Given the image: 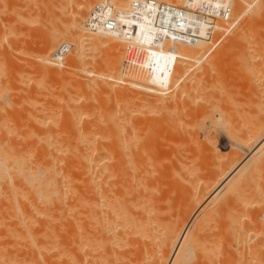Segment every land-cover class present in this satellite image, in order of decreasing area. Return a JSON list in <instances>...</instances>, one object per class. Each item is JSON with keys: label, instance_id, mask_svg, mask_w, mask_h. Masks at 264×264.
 <instances>
[{"label": "bare ground", "instance_id": "1", "mask_svg": "<svg viewBox=\"0 0 264 264\" xmlns=\"http://www.w3.org/2000/svg\"><path fill=\"white\" fill-rule=\"evenodd\" d=\"M2 1L0 9L4 3L16 5V0ZM57 1L64 19L57 13L59 3L52 8L59 14V23L66 20L64 30H57V24L62 25L55 21L57 32L51 31L48 22L56 15H49V9L48 30L43 28L46 35L50 30L42 43L44 53L33 55L46 65L34 64L31 68L42 78L38 82L35 75L30 79L40 83L64 73V77L70 74L69 78L70 70L71 82L60 80L62 86L77 81L83 87L79 90L89 89L85 81H78L86 75L94 81L90 86L100 82L101 91L113 86L117 101L121 98L127 104L122 107L121 103L122 111L116 105V111L98 112L102 99L98 98L103 97L99 92L95 99L99 109L90 103L86 106L91 109L85 105L83 109L81 97H72L69 86H65L67 95H63L64 89L54 99V95L42 96L43 91L33 97L37 89L34 93L27 88L25 93L33 92L29 100L40 98V94L42 99L28 102L24 98L29 95L22 89L18 94L23 100L14 97L17 94L12 97L10 89L17 83L10 75L18 60L16 54L9 56L2 43L19 39L13 38L21 33L17 28L30 19L20 16L29 15L26 8L32 5L25 7L27 13L17 0L23 7L17 9L27 13L20 11V16L16 8L5 5L7 8L0 10L1 17L6 15L4 20L8 17L9 33L13 34L4 38L0 30V264H257L254 255L264 253V202H260L264 184L259 181L264 174V55L253 50L258 49L254 33H258L257 13L264 0H232L233 26L216 44L157 43V29L135 23V18H123V22L136 24L133 42L144 51L141 66L132 71L124 68V38L102 30L92 32L86 25L97 4L109 2L124 14L131 0ZM158 1L176 4L181 0ZM41 8L46 11L47 6ZM243 23L246 28L237 33ZM233 31L234 41L228 40V47L233 44V49L238 48L239 65H232L236 64L233 58L231 63V59L225 62L227 68L234 67L233 71L230 68L231 81L234 76L241 79L235 80L241 84L233 82L236 86L229 84L230 77L228 83L226 76L222 77L227 68L217 62L223 63V56L230 54L219 51L227 48H222L227 43L223 40ZM25 38L27 45L22 39L15 41H22L27 49ZM64 44L72 48L66 57L72 65L52 61ZM22 49L15 51L25 55ZM92 50L106 52L101 57L106 71H97L99 56L95 53L91 58ZM256 57L262 64L261 59L254 64ZM22 62L16 65L23 69L26 65ZM8 68H12L11 74ZM225 81L228 85L223 83L224 88L221 83ZM97 85L92 88L96 92L100 91ZM41 86L38 91L45 87ZM58 91L56 88V95ZM91 103L96 105L94 99ZM214 248L221 250L219 257L211 254ZM236 255L245 262L234 258L223 262Z\"/></svg>", "mask_w": 264, "mask_h": 264}, {"label": "rangeland", "instance_id": "2", "mask_svg": "<svg viewBox=\"0 0 264 264\" xmlns=\"http://www.w3.org/2000/svg\"><path fill=\"white\" fill-rule=\"evenodd\" d=\"M3 1H4V2H7V0H3ZM3 1H2V3H4ZM20 1H21V3H22V6L24 7V10H25V7H30V5H32V6H31V7H32V10H31V7H30V8H26V9L28 10V12L30 11L29 13L27 12V10H25L29 15H30V13H33V15L31 14V17H30L29 15H27V16H25V15L20 16V15H19L21 12H22L23 14L26 13V12L24 13L23 10H20V11H21V12H20V11H19L20 8L17 9V7H21V9H23V7L21 6V3H19ZM31 1H33V0H29V2H30L31 4H30L28 1H27V3H28V4H27V3H25V2H26L25 0H23V1H22V0H19V2H17V0H16V2H17V3L15 2L16 5H14V3H12V4L14 5L13 7L11 6L12 4H11V5H9V4L6 5V3H4V4H3L4 6H3L2 8L4 9L6 6H8V8H9V7L12 8V9H15V8H16V10H17L18 12H17L16 10H15V11L18 13V15H19L21 18H23V20H25L26 18L28 19V17H29V18L31 19V21H33L32 24H31V23H30L31 21L29 22L30 19H28V21H26L27 23H22L23 25H25V27L22 25L23 28H21L20 26H19V27H20V28H19V27L17 26V27H18V28H17L18 31L20 30V32H21L20 35L18 34V32H15V30H16V27H15V26H14L15 30H14V32H13L14 34L17 33V34L19 35V36H17V35L15 34L16 36H14L13 38H15V37H19L20 40L22 39V40L24 41V40L26 39L25 37H27V39H28V46L32 49V51L28 52L27 50H31V49L28 48V47H27V49L24 48V47H26V45H27V42H26V41H24V42L26 43V45H25V43H22V41H21V42L19 41L20 43H19V42H16V41H17L16 39H18V38L14 39V42H12V41H10V40H7V41H6V39H5V42H4L5 44L2 43V44H3L2 47H3L4 49H5V47H6L8 53L10 52L9 56H10L11 54H12V55L16 54V57H17L16 59H17L19 62H22V59H25V60H23V62H22V63H24V65H26V66H25L26 68H25V67L23 68V69H25V71H26L25 74H26V75L28 74V76H29L30 74L32 75V76L30 75V76L28 77L29 79H30V77L33 78V76L35 75L34 78H36V80H35V79H33V80H35V81L38 82L39 80H37V79L42 78V76L38 75L37 72H36L35 70H33L31 67H33L34 64H36V63H39L40 66H41V64H42V68H44V66L46 65V64L44 65L42 61H40V62H42V63H40L39 61H37L38 59H36V58L34 57V56H38V55L41 56V54L44 53V52H43V45L45 44V42H46V38H48L47 36L49 35V31H50V30H49V31H48V35H46V33H47L46 31L48 30V28H47L46 26H48V24L50 25V27L52 26V28H50V29H51V31H53V32H55V31L57 32L58 28H60L59 30H64V29H63L64 27H63V25H62L63 21L60 22L62 26H60V25L57 24V26H56V27H57V30H55L56 27H53V26L56 24V23H54L55 21H57V23H59V21H60V20H57V19H58L57 16L60 14V12H62V9L59 8V7L62 8V6H61V4H60V3H61L60 1H57V0H56L57 2H55V0H34L33 2H31ZM38 1H39L40 3H39ZM41 1H42V2H41ZM51 1H52V2H51ZM262 1H263V0H262ZM23 2H24V4H23ZM59 2H60V3H59ZM179 2H181L180 4H182V2H184V1L181 0V1H179ZM179 2H177L176 4L179 5ZM32 3H33V4H32ZM38 3H39L40 5H38ZM54 3H59V4H60V5L57 4L58 8L60 9V10H58V12H57V10H56L55 8H52V6L55 7L54 5H56V4H54ZM25 4H27V6H26ZM42 4H43V5H42ZM263 4H264V3H262V6H263ZM1 5H2V4H1ZM5 5H6V6H5ZM18 5H19V6H18ZM41 5H42L43 7H46V6H47L48 11H47V8H46V11H47V12L45 11V8H41V7H42ZM45 5H46V6H45ZM33 6H34V8H33ZM57 6H56V8H57ZM262 6L260 7L261 9H260V10L258 11V13H257V14H259V16H261V18L258 16V21H257V26H256L257 30H256V28H255V32L257 33V31H258V33H257L258 35L254 33V35H256V36H255V38L253 37L254 39H257V38H258V41L256 40V42L254 41V43H256V44L258 43L259 45L257 44L258 49L253 50V51H254V53H255V51H258V50H259L258 52H256V54H257V53H260V51H261L260 54H262V56H263V55H264V54H263V53H264V51H263V50H264V15H263V14H264V11H262V10H264V7H263V9H262ZM38 7H39L40 11H38V10H39ZM2 8H1V9H2ZM6 8H7V7H6ZM36 8H37V9H36ZM1 9H0V10H1ZM34 9H35V10H34ZM42 9H43V10H42ZM49 9H50V11H51V13H50L49 15H51V14H52V15H56V12L59 13L58 15L53 16L55 19L52 18V20H51V21H52V25H51V21H49L51 17H50L49 20H48L50 23H49L48 21H47L48 24L46 23V19H48ZM90 10H91V9H90ZM35 11H36V12H35ZM59 11H60V12H59ZM261 11H262V14L260 15ZM34 12H35V13H34ZM37 12H39V14H40V13L43 14V12H44V17H46V18H44L42 14H40V15H41V16H40ZM45 12H46V15H47V16L45 15ZM27 13H26V14H27ZM62 13H63V12H62ZM88 13H89V12H88ZM88 13H87V15H88ZM233 13H234V12H233ZM0 14H1V13H0ZM36 14H37V15H36ZM34 15H35V16H34ZM52 15H51V16H52ZM3 16H6V15H3V14H2V17H1V15H0V30H2V34H3L4 38H6V35L9 34V37H10V36H12L13 34L9 33V32L11 31V29L9 28L10 25H9L8 20H7L8 17H7V19H6L7 21H6V20H4L5 18H4ZM23 16L25 17V19H24ZM36 16H40V18L38 17L40 20H39V19H36ZM62 16H63V18H60V19L63 20V19H64V14H60V15H59V17H62ZM262 16H263V17H262ZM32 17H33V18H32ZM247 17H249V14H248ZM247 17H246V18H247ZM43 18H44V20H43ZM2 19H3V20H2ZM260 19H261V20H260ZM38 20H39V21H38ZM42 20H43V22H42ZM3 21H5V22H3ZM35 21H36V22H35ZM37 21H38V22H37ZM23 22H24V21H23ZM65 22H66V20H65ZM65 22H64L63 24H65ZM258 22H259V23H258ZM38 23H39V24L42 23V24L39 25ZM60 23H59V24H60ZM261 23H262V24H261ZM45 24H47V25L45 26ZM35 25H36V26H35ZM42 25H43V26H42ZM258 25H259V26H258ZM260 25H261V26H260ZM5 26H7V29H6ZM27 26H28V27H27ZM29 26H31V27H29ZM33 26L35 27V29H36V27H37V29H38L37 32L39 33V35H43V36H40V37H39V36H33L34 33H36V35H37V32H35V29H34ZM45 27L47 28L46 31L43 29V28H45ZM241 27H242V28H240L241 31L238 30L237 33L243 32V30L246 28V27L244 26V23L241 25ZM12 28H13V27H12ZM32 28H33V30H32ZM37 29H36V30H37ZM52 29H54V30H52ZM259 30H260V32H259ZM31 31H32L33 34L31 33ZM39 31H40V32H39ZM24 32H25V33H24ZM26 32H27V33H26ZM28 32H29V33H28ZM23 33H24V35H23ZM30 34H31V37H30ZM231 34H232V33H230V36L227 35V38L223 40V43H224V42H227V43H226V44H222V45H223L222 48H224L225 45H226L227 48H226V49L224 48V50H227V51L225 52L224 50H222V48H221L220 50H222L223 52H222V51H219V52H221L220 54L223 53V55H224V53L226 54L227 52H228V54H229V53H230V54H229L228 56H226V55L223 56V55H222V56L224 57V59H223L224 62H223V63H222L221 57H219V53H218V57H217V58H218V60H221V61H217V58H216V61L218 62V65H222V64H223V67L226 66V67H224V68L222 67L223 69H226V68H227V64H226V62H228L229 59H231V60H230V63L232 62V58H233V62L236 63V64L233 63L232 65H239V61H238V59H237V58H238V54H239L238 48H237V49H233V44H231L232 47H228V46H229V41H228V40H230L231 42L234 41V38L232 37V36H234V34H235L234 31H233V34H232V35H231ZM34 35H35V34H34ZM44 35H45V36H44ZM28 36H29V37H28ZM32 36H33V37H32ZM251 36H252V35H251ZM23 37H24L25 39H24ZM44 37H45V38H44ZM38 38H39V39H38ZM231 38H232L233 40H231ZM8 39H9V38H8ZM19 39H18V40H19ZM248 39H249V38H248ZM15 40H16V41H15ZM31 40H33V41H31ZM39 40H41V41H39ZM43 40H45V41H43ZM251 40H253V39L251 38ZM259 40H261V44H262L263 46L260 45ZM8 42H9V43H8ZM11 42H12V43H15L16 46L13 45ZM34 42H35V43H34ZM231 42H230V43H231ZM16 43H17V44H16ZM18 43H19V44H18ZM21 43H22V46H20ZM30 43H31V44L33 43V44L31 45ZM36 43H37V44H36ZM42 43H44V44H42ZM251 43H253V41H251L250 44H251ZM4 45H5V46H4ZM33 45H34V46H33ZM40 46H42V48H40ZM123 46H124V48H125V43H123ZM255 46H256V45L253 46L254 49H255ZM259 46H261L262 48L259 47ZM2 47L0 46V48H1L0 50H3ZM253 47H252V49H253ZM22 48H23V49H22ZM33 48H34V50H33ZM36 48H37V50H36ZM73 48H74V47H73ZM259 48H260V49H259ZM15 49H16V50H21V49H22L23 51L26 50V54H25L26 56L24 55L23 51H22V53H23L22 55H23V56H22L21 54H20V55L17 54L16 51H15ZM41 49H42V50H41ZM58 49H59V48H58ZM230 49H231V50H230ZM4 51H5V50H4ZM7 51H5V52H7ZM37 51H38V52H37ZM39 51H40V52H39ZM19 52H21V51H19ZM24 52H25V51H24ZM91 52H94V53H93V54L90 53V52H89L90 54L87 53L88 56H90V55L92 54V55L90 56L91 58L94 57L95 53H96V55H95L96 57L99 56V57H98V60H99L98 63H100V65L98 64L99 66H97V68L99 67L100 70L97 69V71H98V72H99V71H100V72L106 71V65H105V62H104V64H103V59L101 58V57H105V56H106V52H105V51H104V52L102 51V52H98V54H97V51H94V50H92ZM262 52H263V53H262ZM8 53H7V54H8ZM29 53L32 54V55L30 56ZM40 53H41V54H40ZM235 53H236L237 55H236ZM34 54H35V55H34ZM104 54H105V56H104ZM232 54H233V55H232ZM33 55H34V56H33ZM42 55H43V54H42ZM69 55H70V54H69ZM258 55H259V54H258ZM20 56H21V57H20ZM24 56H25V58H24ZM220 56H221V55H220ZM259 56H260V55H259ZM262 56H260V57L262 58ZM28 57H29V59H30V58H31V59H30V60H27ZM32 57H33L34 59H33ZM67 57H69V56H67ZM225 57H226L227 59H226ZM234 58H235V60H234ZM261 58H257V57H256V58L253 60L254 64L258 65V62H259V61H260V63H261V61H262ZM9 59H10V58H9ZM9 59H8V60H9ZM96 59H97V58H96ZM258 59H261V60L258 61ZM263 59H264V57H263ZM32 60H33V61H32ZM65 60H67V61H64V62H66L65 64H67V65L70 64V63H71V65L73 64V61L70 60V58H66ZM206 60H207V61H206ZM206 60L204 61V64H205V65H208V61H209L208 58H207ZM225 60H226V62H225ZM18 61L16 62V64L18 63ZM28 61H30V62H28ZM100 61H101V62H100ZM256 61H258V62H256ZM12 62H15V60H12ZM12 62H11V63L9 62V64H12ZM27 62H28L30 65L32 64V62H34L33 65L30 66L31 69H28V68H27V65H29ZM205 62H206V63H205ZM255 62H256V63H255ZM263 62H264V60H263ZM9 64H8V67L12 66V65L9 66ZM16 64L14 63V64H13V65H14V68L12 67L13 70H14V72H13V70H11L12 68H8V69H10V71L7 70L10 74H11L12 72L14 73V74H12V75H14V77H12V75H10V74H9V75L11 76L10 78H14V81H13V79H12V81L14 82L15 85H16V83H17V86H18V87H17V86H13V85H12V86H13V89H10V91H12V93L10 94V95H12V97H13V95L17 94V95H15L14 97L17 96V98H19V97L21 96V95H19V94L22 92V90H23L24 93H25V90H26L25 88H27V90H29V92H31V91L34 92V91L37 89V94L34 92V93H35V94H34L35 96L32 94L33 92H32L31 94H30L29 92H28V93L26 92L29 96H27V98H24V99H26V101H28V102H29V101L31 102V101H34V100H37V99L39 100V99L41 98V94H40V98H35V99L30 98V100H29V97H31L32 95H33V97H36V96L39 97L38 94H39L40 91H43V92H42V96H43V94H45V95L47 94L46 96H49V95H50L48 98H51V96L54 95V96H52V98L54 99V98L59 97V95H62V92H63L64 89H65V86H66V87L69 86V87H67V89H69V94H70V95H71V94H74V95H72V97L75 96V97H77V99H78L79 96H80L81 98H83L82 100H81V98H79V99H80V103H81V105H80L81 107H80V108H83V109L85 108L86 104L89 105L88 103H90L91 107L94 106V108H95V107L97 106V107H96L97 110H98L99 108H101V110L99 109L98 112H99V111H102V110H103L104 112H107V111H109V110L116 111L117 109L120 110V111H122V110L120 109V107L122 106V104H123L122 107L126 106V104H127V101H125L124 99H121V98H120L119 102L117 101V100H118V99H117L118 97H117L116 94L114 93V88H113V86H110V87L107 86L106 89H103V90L101 91V90H100V89H101V88H100L101 85H100V82L98 81V82H99V84H98L99 86H98L97 84H95V85L98 86V87L96 86L97 89L100 88V89H98V90H100V91L96 92L95 90H93L92 88H93L95 85L90 86V85H91L90 83H92V82H94V81H91L90 77H88V76H86V75H83L84 78H82L81 80L78 79V81H83V82L85 81V83H83V82H82V83L88 85L89 89H88V88H87V89H83V91L85 90L87 94H88V93H91L92 91H95V93L92 92V93H93V96L91 95L92 93H91L90 95L88 94V96H87L86 93H84L85 91L83 92L82 90H79V89H81V88H83V87L78 86V85H77V81H76V83H75L74 80H73L74 83H71V86H70L69 84H68V85H65V86H64V85L62 86V83H63V84H66V82H68V81H67L68 79H70V82H71V79H72V77H73V72L70 71V70H68V72H70L72 76L69 77V78H67V77H68L70 74L68 73L69 75L66 76V77H64V76L67 74V73H64L65 75H64V76L62 75V77H59V78H57V77L43 78V79H45V82H46V83L44 82V80H41L43 83H42L41 81H40V83H37V82L35 83V82H33L32 79H30V80H32V81H30V80L28 81V78L25 79V77H27V76H25V74H24V70H23L21 67H19V66H21L22 64L19 65V63H18L17 65H19V66H17ZM96 64H97V63H96ZM96 64L93 65V66H95V67H94L95 70H96ZM224 64H225V65H224ZM261 64H262V63H261ZM263 64H264V63H263ZM24 65H23V66H24ZM43 65H44V66H43ZM104 65H105V66H104ZM230 65H231V64H229L228 66H230ZM40 66H39V67H40ZM88 66H89V68H92V66H90L89 64L87 65V67H88ZM240 66H242V65L240 64ZM240 66H238V67L240 68ZM6 67H7V66H6ZM16 67H17V69H16ZM34 67H37V64H36ZM34 67H33V68H34ZM87 67H85V68L87 69ZM20 68H21V69H20ZM219 68H221V66H219L218 69H219ZM230 68H231L232 71H233V68H234V67L232 68L231 66H230L229 68H227V70H224V71H223V69H220V70H222L223 72L226 73V74L223 73V74H225V75H223L222 77L224 78V77L226 76V77H225V78H226L225 80L227 81V83H228V79H229V77H230V81H231V79L233 78V76H232V78H231V75H229V74L233 73V72L230 70ZM94 69H93V70H94ZM103 69H104V70H103ZM28 70H29V71H28ZM30 70H32V72H31ZM89 70H90V69H89ZM220 70H219V71H220ZM228 70H229V71H228ZM11 71H12V72H11ZM33 71H34V72H33ZM230 71H231V72H230ZM17 72H18V73H17ZM220 72H221V71H220ZM228 72H230V73H228ZM15 73H16V76H15ZM217 73H218V72H217ZM215 74H216V72H215ZM19 75H21L22 78H21ZM220 75H221V74H220ZM228 75H229V76H228ZM232 75H234V74H232ZM215 76H216V75H215ZM217 76H218V74H217ZM219 77H220V76H219ZM222 77H220V78L222 79ZM227 77H228V78H227ZM86 78H87V83H86ZM220 78H219V79H220ZM20 79H21L22 81H20ZM23 79H24V80H23ZM50 79H51V80H50ZM83 79H84V80H83ZM238 79H239V82H241V79H240V78L234 76V79H233L234 81L232 80L231 82H229V84H232L233 82H235L236 84H241V83H239V82L237 83V82L235 81V80H238ZM25 80H27V81H25ZM47 80H48V81H47ZM58 80H59V81H58ZM60 80H62V83H60ZM223 80H224V79H223ZM19 81H20V82H19ZM73 81H72V82H73ZM89 81H91V82H89ZM221 81H222V80H221ZM221 81H220V82H221ZM226 81H225V82H222L221 84H222V85H223V83L225 84ZM10 82H11V81H10ZM13 82H11L10 84H12ZM23 82H26L27 84H26V83H23ZM52 82H53V83H52ZM57 82H58L59 84H58ZM70 82H68V83H70ZM109 82H110V81H109ZM111 82H112V81H111ZM212 82H213V81H212ZM18 83H19L21 86H20ZM28 83H32V84L30 85V84H28ZM78 83H79V82H78ZM113 83H114V82H113ZM227 83H226V84H227ZM22 84H24V85H22ZM45 84H46V85H45ZM48 84H49V86H48ZM72 84H73V85H72ZM74 84H75V85H74ZM80 84H81V82H80ZM89 84H90V85H89ZM92 84H93V83H92ZM226 84H225V85H226ZM41 85H43V86H45V87H43L42 90H39V91H38V88L41 89V87H42ZM110 85H111V84H110ZM227 85H228V84H227ZM227 85H226V86H227ZM232 85H235V84L233 83ZM12 86H10V87L12 88ZM60 86H61V87H60ZM213 86H215V88L217 87V86L214 85V84H213ZM223 86H224V85H223ZM226 86H224V88H225ZM229 86H230V87H229ZM229 86H228V87H229L228 89L231 88V85H229ZM235 86H236V85H235ZM235 86H234V87H235ZM46 87H47V88H46ZM49 87H50L51 89H50ZM62 87H64V88H62ZM77 87H78V90H76ZM111 87H112V88H111ZM234 87H233V88H234ZM56 88H57V91H58L59 88L61 89L60 91L57 92V95L55 94V92H56ZM72 88H73V89H72ZM90 88H91L92 90H91ZM21 89H22V90H21ZM24 89H25V90H24ZM45 89H46V90H45ZM48 89H49V91H51V92H48V93H50V94L47 93V90H48ZM54 89H55V90H54ZM67 89H65V94H63V95H67V92H68ZM94 89H95V87H94ZM217 89H218V88H217ZM88 90H89V91H88ZM104 90H105V91H104ZM108 90H110V91H108ZM111 90H113V91H111ZM121 90H124V89H121ZM212 90H213V92H214V88H213ZM10 91H9V92H10ZM53 91H54V93H53ZM66 91H67V92H66ZM215 91H218V90L215 89ZM9 92H8V93H9ZM13 92H14V93H13ZM44 92H46V93H44ZM59 92H60V94H59ZM70 92H72V93H70ZM99 92L101 93V95H102L103 97H101V96L99 97V95L96 96L97 94H100ZM104 92H105L106 94H104ZM108 92H109V93H108ZM137 92H138V91H137ZM18 93H19V94H18ZM26 93H25V94H26ZM96 93H97V94H96ZM110 93H111V94H110ZM139 93H140V91H139ZM141 93H142V92H141ZM214 93H216V92H214ZM22 94H23V93H22ZM25 94H24L23 96H25ZM94 94H95V95H94ZM108 94H109V95H108ZM114 94H115V96H116L117 98L114 97ZM18 95H19V97H18ZM45 95H44V96H45ZM135 95H136V94H135ZM138 95L140 96V94H138ZM138 95H137V96H138ZM55 96H56V97H55ZM90 96H91L92 99H90V101L87 102L86 100H89ZM108 96H109V97H108ZM112 96H113L114 98H113ZM10 97H11V96H10ZM21 97H22V96H21ZM21 97H20L18 100H20ZM25 97H26V96H25ZM72 97H71V98H72ZM98 97H99V98H98ZM85 98H86V99H85ZM97 98H98V99H101V98H102L101 100H99L100 103H98V100H97V101L95 100V99H97ZM104 98H105V99H104ZM106 98H107V99H106ZM109 98H110V100H109ZM111 98H112V99H111ZM41 99H42V98H41ZM84 99H85V100H84ZM93 99H94V102H95L96 105H94L93 103H91V102L93 101ZM21 100H23V98H22ZM102 100H104L105 102L102 101ZM108 100H109L110 102H108ZM113 100H114V101H113ZM26 101H25V102H26ZM81 101L83 102V104H82ZM115 101H117L118 103L115 102ZM78 102H79V101H78ZM84 102H85V103H84ZM86 102H87V103H86ZM102 102H103V103H102ZM76 103H77V102H76ZM97 103H98L101 107L99 106V108H98V104H97ZM119 103H120V104H119ZM121 103H122V104H121ZM118 104H119V105H118ZM84 105H85V106H84ZM108 105H109V106H108ZM116 105H117L119 108L115 107ZM120 105H121V106H120ZM105 107H106V108H105ZM107 107H108V108H107ZM122 107H121V108H122ZM86 108H87V106H86ZM96 108H95V109H96ZM116 108H117V109H116ZM87 109H91V108H87ZM122 109H123V108H122ZM18 124H19V123H18ZM263 177H264V174H263ZM263 177H261V178L263 179ZM261 178H260L259 181H260V183H262V181H263V184H264V180H261ZM261 200H262V199H261ZM257 201H259V200H257ZM260 202L263 203V202H264V199H263V201H260ZM258 203H259V202H258ZM263 204H264V203H263ZM259 206H261V204H259ZM258 208H259V207H258ZM260 208H261V207H260ZM262 208H263V205H262ZM255 241H256V240H255ZM219 252H221L220 249H218V248H214V249L211 251V254L214 255V256H216V257H219ZM249 256H250V254H249ZM231 258H234V259H235L237 262H239V263H241V262H245V260H246V259L243 260L242 257H241L240 255H236L235 257H233V256L225 257L223 262H226V261L230 260ZM254 259H255V261H257V264H263V262H264V253L254 255ZM233 264H234V262H233ZM247 264H256V263H252V261H248Z\"/></svg>", "mask_w": 264, "mask_h": 264}, {"label": "built area", "instance_id": "3", "mask_svg": "<svg viewBox=\"0 0 264 264\" xmlns=\"http://www.w3.org/2000/svg\"><path fill=\"white\" fill-rule=\"evenodd\" d=\"M135 18L157 29L155 41L196 44L205 41L219 43L233 26L232 0H185L176 5L158 0H131L129 10L122 14L109 2L97 4L87 17V28L96 32L102 30L121 36L126 42L124 68L138 69L144 51L133 42L136 24L122 19ZM71 46L62 45L52 61L62 63L71 51Z\"/></svg>", "mask_w": 264, "mask_h": 264}]
</instances>
